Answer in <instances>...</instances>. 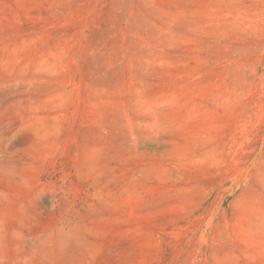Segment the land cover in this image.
Segmentation results:
<instances>
[{
    "label": "rangeland",
    "instance_id": "rangeland-1",
    "mask_svg": "<svg viewBox=\"0 0 264 264\" xmlns=\"http://www.w3.org/2000/svg\"><path fill=\"white\" fill-rule=\"evenodd\" d=\"M0 264H264V0H0Z\"/></svg>",
    "mask_w": 264,
    "mask_h": 264
}]
</instances>
